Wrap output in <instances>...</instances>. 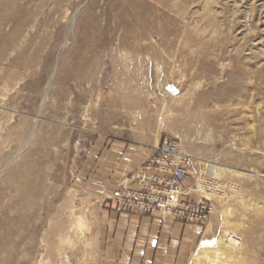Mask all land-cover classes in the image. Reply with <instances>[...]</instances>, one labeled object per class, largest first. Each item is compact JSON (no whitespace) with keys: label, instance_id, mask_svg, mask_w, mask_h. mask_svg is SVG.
<instances>
[{"label":"rangeland","instance_id":"1","mask_svg":"<svg viewBox=\"0 0 264 264\" xmlns=\"http://www.w3.org/2000/svg\"><path fill=\"white\" fill-rule=\"evenodd\" d=\"M163 142L220 243L188 264H264V0H0V264H108L101 156Z\"/></svg>","mask_w":264,"mask_h":264},{"label":"crops","instance_id":"2","mask_svg":"<svg viewBox=\"0 0 264 264\" xmlns=\"http://www.w3.org/2000/svg\"><path fill=\"white\" fill-rule=\"evenodd\" d=\"M152 147L115 143L101 156L103 172L109 174L110 181L109 196L101 210L108 264H188L206 237L203 223L126 211L110 201L115 187L142 166Z\"/></svg>","mask_w":264,"mask_h":264},{"label":"built area","instance_id":"3","mask_svg":"<svg viewBox=\"0 0 264 264\" xmlns=\"http://www.w3.org/2000/svg\"><path fill=\"white\" fill-rule=\"evenodd\" d=\"M186 177V157L178 146L159 143L152 147L144 164L115 187L110 201L126 211L202 223L211 207L203 201L187 199Z\"/></svg>","mask_w":264,"mask_h":264},{"label":"bare ground","instance_id":"4","mask_svg":"<svg viewBox=\"0 0 264 264\" xmlns=\"http://www.w3.org/2000/svg\"><path fill=\"white\" fill-rule=\"evenodd\" d=\"M163 90L166 91V92H169V90L166 89V86L163 87ZM172 96L176 97L174 94H172ZM31 135H32V133H30V137H31ZM179 152L185 157V155L180 150H179ZM201 162H203V161L201 160ZM206 166H208L207 167V169H208L207 175L210 176L212 179H217L219 177V175L222 173V171H229V172H233V173L239 174V175L243 174L242 172H239L237 170H232V169L230 170L229 168H224L222 166H217V165H214V164L206 163ZM254 175H255V177L259 176L257 174H254ZM261 177H264V175H262ZM219 244H220L219 241H217V242H211V241H203V242H201L198 245V248H197V250H198L197 251V255H198L197 257H199L200 255H203V254L205 255V254H208V253H212L214 258L213 259H209V261L214 262L215 260L219 259V254H220L219 253V250H220ZM222 254H224V253H222Z\"/></svg>","mask_w":264,"mask_h":264}]
</instances>
